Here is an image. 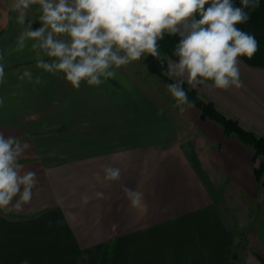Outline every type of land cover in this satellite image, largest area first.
Wrapping results in <instances>:
<instances>
[{
	"label": "crops",
	"instance_id": "0c3cea01",
	"mask_svg": "<svg viewBox=\"0 0 264 264\" xmlns=\"http://www.w3.org/2000/svg\"><path fill=\"white\" fill-rule=\"evenodd\" d=\"M12 3L0 0V131L32 144L19 163L38 182L22 210H0V264H264L253 151L195 105L181 113L148 56L79 89L38 69L34 41L16 50ZM40 14L32 5L25 25L41 27ZM240 60L242 88L195 89L264 134V67ZM122 186L143 193L141 207Z\"/></svg>",
	"mask_w": 264,
	"mask_h": 264
},
{
	"label": "clouds",
	"instance_id": "9594fccd",
	"mask_svg": "<svg viewBox=\"0 0 264 264\" xmlns=\"http://www.w3.org/2000/svg\"><path fill=\"white\" fill-rule=\"evenodd\" d=\"M260 0H13L11 9L17 23L24 25L18 35L16 50L34 41L36 67L46 73L63 74L74 89L82 82L100 86L116 79L118 70L132 62L151 56L163 73L174 82L167 92L181 113L194 107L184 84L192 88L207 85L210 89H240V58L251 59L258 51L255 36L238 28L250 19V11ZM39 5L41 27L25 25L27 11ZM165 35L178 36L172 55L162 54L159 41ZM51 58L46 61L40 52ZM0 60L3 56L0 55ZM29 80L30 73L26 72ZM211 84H207V82ZM39 85V76L32 81ZM5 83L4 65L0 63V84ZM4 100L0 98V105ZM32 144L0 131V210H22L30 203L37 185V173L24 171L19 160L30 152ZM119 168L104 167V180L118 182ZM132 208L142 206L143 193L122 186ZM22 264H28L25 260Z\"/></svg>",
	"mask_w": 264,
	"mask_h": 264
},
{
	"label": "trees",
	"instance_id": "16d2710c",
	"mask_svg": "<svg viewBox=\"0 0 264 264\" xmlns=\"http://www.w3.org/2000/svg\"><path fill=\"white\" fill-rule=\"evenodd\" d=\"M233 3L236 7L241 6L240 0H233ZM245 11H250V19L244 24L237 25V27L254 35L259 43V48L251 59L241 58L252 65L264 67V0H260L259 7L255 10L245 9ZM178 41V36L165 35L164 39L159 41L161 53L167 54L176 60L172 52ZM147 62L153 73L159 74L168 84L174 82V78H169L163 74L167 69V62L164 67H161L160 63L151 56H148ZM184 88L187 91L189 100L194 102V105L200 110L203 119L207 117L214 119L222 125L226 135L239 139L253 151L256 179L259 183H264V134L244 125L238 117L227 113L195 88L188 86L186 83Z\"/></svg>",
	"mask_w": 264,
	"mask_h": 264
},
{
	"label": "rangeland",
	"instance_id": "374dc122",
	"mask_svg": "<svg viewBox=\"0 0 264 264\" xmlns=\"http://www.w3.org/2000/svg\"><path fill=\"white\" fill-rule=\"evenodd\" d=\"M261 68V67H260ZM261 69H263V68H261ZM260 70V69H259ZM264 70V69H263ZM154 78H156V79H158V81H159V83H160V86L161 87H165L166 88V83H162V81H161V79L159 80V78H157V77H154Z\"/></svg>",
	"mask_w": 264,
	"mask_h": 264
}]
</instances>
